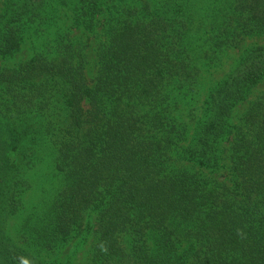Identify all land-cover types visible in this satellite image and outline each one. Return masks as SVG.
I'll use <instances>...</instances> for the list:
<instances>
[{
  "label": "trees",
  "instance_id": "1",
  "mask_svg": "<svg viewBox=\"0 0 264 264\" xmlns=\"http://www.w3.org/2000/svg\"><path fill=\"white\" fill-rule=\"evenodd\" d=\"M263 36L264 0H0V264H264Z\"/></svg>",
  "mask_w": 264,
  "mask_h": 264
},
{
  "label": "rangeland",
  "instance_id": "2",
  "mask_svg": "<svg viewBox=\"0 0 264 264\" xmlns=\"http://www.w3.org/2000/svg\"><path fill=\"white\" fill-rule=\"evenodd\" d=\"M31 39H34L33 37H29L27 39V44L24 48V50L20 53L19 57L25 58L30 55L31 52ZM263 43L264 42V36L259 38H253L249 39L247 43ZM237 51L235 50H228L224 54H222L219 58V67H214L213 65L210 67H204L202 71V82H203V89H200L201 95L200 100L204 101V92H206L209 89V85L212 84L216 79H219L222 77L224 73H226L230 66L236 61ZM3 63L6 64L5 61H0V65ZM12 63V61H11ZM264 88V83L256 89L253 90L252 94L250 95L249 99H253L260 91ZM200 105V104H199ZM48 161H45L41 165L43 166V169L39 170V175L35 178H32V187L27 192L25 201L27 204V209H31V206H34L35 204L41 203V201L44 199V197L49 198L54 196L58 189L61 188L62 180L60 176L54 175L52 172V169H50V165L47 164ZM50 167V168H49ZM21 222V217L18 215L15 219L13 218L10 222L11 228H19ZM86 238V237H85ZM83 237H76L72 241H70L61 251V254L55 256V257H62V259L72 256V262L73 264H90L89 256L90 251L92 249V238L88 237L85 239Z\"/></svg>",
  "mask_w": 264,
  "mask_h": 264
}]
</instances>
